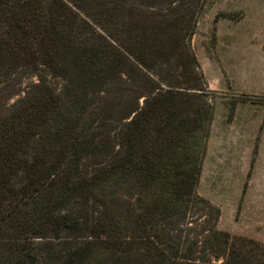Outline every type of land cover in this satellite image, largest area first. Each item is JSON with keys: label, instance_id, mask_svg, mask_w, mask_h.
Here are the masks:
<instances>
[{"label": "trees", "instance_id": "obj_1", "mask_svg": "<svg viewBox=\"0 0 264 264\" xmlns=\"http://www.w3.org/2000/svg\"><path fill=\"white\" fill-rule=\"evenodd\" d=\"M217 1L0 0V76L38 78L0 108V264H264L197 193L214 104L192 38Z\"/></svg>", "mask_w": 264, "mask_h": 264}, {"label": "rangeland", "instance_id": "obj_2", "mask_svg": "<svg viewBox=\"0 0 264 264\" xmlns=\"http://www.w3.org/2000/svg\"><path fill=\"white\" fill-rule=\"evenodd\" d=\"M222 12L241 18L216 19ZM192 48L214 104L197 193L220 209L219 230L264 244V5L218 0L199 20ZM47 78L63 90L62 80ZM37 83L33 72L0 76V108Z\"/></svg>", "mask_w": 264, "mask_h": 264}, {"label": "crops", "instance_id": "obj_3", "mask_svg": "<svg viewBox=\"0 0 264 264\" xmlns=\"http://www.w3.org/2000/svg\"><path fill=\"white\" fill-rule=\"evenodd\" d=\"M254 2H259V3H261L262 2V4L264 5V0H253Z\"/></svg>", "mask_w": 264, "mask_h": 264}, {"label": "water", "instance_id": "obj_4", "mask_svg": "<svg viewBox=\"0 0 264 264\" xmlns=\"http://www.w3.org/2000/svg\"><path fill=\"white\" fill-rule=\"evenodd\" d=\"M215 261L217 262L218 261V258H216Z\"/></svg>", "mask_w": 264, "mask_h": 264}]
</instances>
